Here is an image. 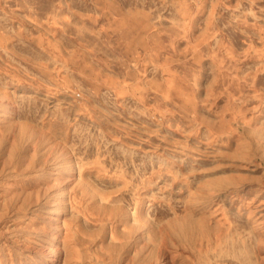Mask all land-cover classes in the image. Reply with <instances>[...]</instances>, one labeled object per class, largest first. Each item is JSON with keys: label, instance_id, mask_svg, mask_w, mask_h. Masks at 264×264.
<instances>
[{"label": "rangeland", "instance_id": "374dc122", "mask_svg": "<svg viewBox=\"0 0 264 264\" xmlns=\"http://www.w3.org/2000/svg\"><path fill=\"white\" fill-rule=\"evenodd\" d=\"M0 99L3 264L63 183L73 264H264V0H0Z\"/></svg>", "mask_w": 264, "mask_h": 264}, {"label": "bare ground", "instance_id": "6f19581e", "mask_svg": "<svg viewBox=\"0 0 264 264\" xmlns=\"http://www.w3.org/2000/svg\"><path fill=\"white\" fill-rule=\"evenodd\" d=\"M46 168H47V165L42 164L36 167L35 170L42 171ZM48 171H50V173L54 175V178L52 179L66 181L69 184L72 183V185H74L77 182L76 181L77 179L72 175V173H68L67 174L68 176L59 177L60 173H62L63 171V170H60L59 168L49 167ZM63 185L64 183L62 184V186L59 185L57 187L55 191L57 193L46 194L45 198L49 199L50 205L53 207V210H52V214H48L43 217V222H40L38 227L31 226L30 223H26L24 225H18L19 224L18 222H14L11 228L7 226L8 229L19 227V229L21 230H27V232L30 234L48 236V239L47 240L42 239L44 242L41 240L42 242L38 241L39 243H35L36 242L35 241L33 242V244H26L22 241H18V240L15 241V239H11L9 237V239L7 238L8 242L10 243L9 247H11V245L15 246L18 250L17 253H20V251L29 252L28 254H26V256L31 259H34V257H40V259L42 260L41 261L42 264H62L64 262L73 264L78 261L79 255L77 253V249L75 246L76 240L78 237V229H77V223H76L77 217L73 216L71 212L79 211V208L81 207V203H80L79 195L76 191L70 192L69 194H67L66 197L65 195L64 196L62 195V192H58L62 190V188L64 187ZM6 198L8 199V201L10 200L8 204H10L11 202L12 203L14 202L15 207L13 210L16 213H19L20 210L16 206V203L18 201L17 200L18 198L19 199L22 198V192L18 191L14 187L13 191L9 195H7ZM33 203L38 204L36 200H33ZM9 212L10 211L8 210L4 212V214L8 215ZM146 212L147 210H143V208H141V210L136 215V218L129 224V226L132 228L134 227L149 228L150 225L148 224L149 222L147 223V216H146L147 213ZM19 214H25V213L20 212ZM7 217H10V215H8ZM121 220L124 223L127 222L125 221V217L124 219H121ZM34 222H37V220H34ZM147 231L149 232V230ZM178 234L180 235V233ZM167 235L168 234L165 233V236ZM169 235H170V232H169ZM166 243L167 242L164 239L162 243L159 245V248L161 250V254L159 256L160 261H161L160 263L161 264H174V262L172 261L173 260L172 257L169 255L168 251L166 250L167 247L165 246L168 245ZM9 247H6L5 250L3 251L8 252ZM4 263L15 264L14 256H9L8 254ZM0 264H3V262L0 261ZM19 264H23L22 260L21 261L19 260ZM36 264H38V262H36Z\"/></svg>", "mask_w": 264, "mask_h": 264}]
</instances>
